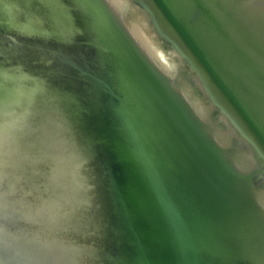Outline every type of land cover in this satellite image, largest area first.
<instances>
[{
    "label": "water",
    "instance_id": "1",
    "mask_svg": "<svg viewBox=\"0 0 264 264\" xmlns=\"http://www.w3.org/2000/svg\"><path fill=\"white\" fill-rule=\"evenodd\" d=\"M0 264H264V0H0Z\"/></svg>",
    "mask_w": 264,
    "mask_h": 264
},
{
    "label": "snow or ice",
    "instance_id": "2",
    "mask_svg": "<svg viewBox=\"0 0 264 264\" xmlns=\"http://www.w3.org/2000/svg\"><path fill=\"white\" fill-rule=\"evenodd\" d=\"M141 55L143 56V53H141ZM144 59H145V60H147V58H146V57H144ZM149 63H150V62H149Z\"/></svg>",
    "mask_w": 264,
    "mask_h": 264
}]
</instances>
